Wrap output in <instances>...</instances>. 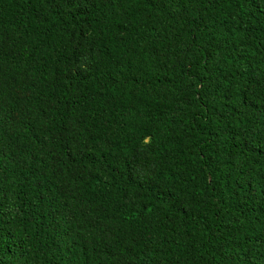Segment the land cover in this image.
<instances>
[{"label": "trees", "instance_id": "trees-1", "mask_svg": "<svg viewBox=\"0 0 264 264\" xmlns=\"http://www.w3.org/2000/svg\"><path fill=\"white\" fill-rule=\"evenodd\" d=\"M0 264H264V0H0Z\"/></svg>", "mask_w": 264, "mask_h": 264}]
</instances>
